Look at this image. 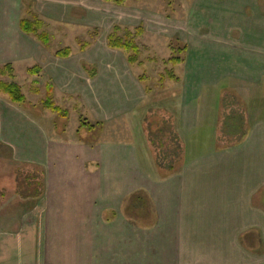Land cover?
<instances>
[{
	"label": "crops",
	"instance_id": "1",
	"mask_svg": "<svg viewBox=\"0 0 264 264\" xmlns=\"http://www.w3.org/2000/svg\"><path fill=\"white\" fill-rule=\"evenodd\" d=\"M23 1L0 0V67L11 65L13 78L38 67L39 73L29 76L33 84L38 77H47L45 89H52L53 101L79 100L100 132L111 123L121 125L109 140L101 132L100 140L90 146L66 145L55 130L42 128L29 110L0 97L1 141L15 155L22 152L24 162L41 167L45 181V193L34 200H39L38 207L31 214L37 223L0 238V264H264V106L260 103L264 102V0L263 4L250 0L257 5L250 26L238 8L224 17L241 29L242 38L250 39V50L234 51L220 43L216 52L204 49L191 54L179 99L182 107L175 108L186 152L198 142V154L187 157L169 175L157 171L143 130L142 140L135 138L137 101L128 92L109 89L118 74L100 79L91 61L65 63L74 58L72 50L69 58H59V51L51 52L49 44L23 33ZM70 1L83 7V0ZM57 4L60 0H35L34 9L44 17L45 7ZM206 5L212 6L210 14L216 17L218 8ZM71 13H62L64 21L74 18ZM84 64L96 69L94 78L87 76ZM231 79L250 81L257 90L260 115H252L249 133L240 144L225 149L206 146L218 118L216 123L208 122L210 109L199 105L208 102L204 94L209 89ZM217 105L218 99L213 110L219 112ZM197 116L203 124L189 141L185 131L196 127L191 120ZM66 149L72 152L67 154ZM135 193L138 211H133Z\"/></svg>",
	"mask_w": 264,
	"mask_h": 264
},
{
	"label": "rangeland",
	"instance_id": "2",
	"mask_svg": "<svg viewBox=\"0 0 264 264\" xmlns=\"http://www.w3.org/2000/svg\"><path fill=\"white\" fill-rule=\"evenodd\" d=\"M244 1L245 4L240 3V0H129L123 7H117L104 4L101 0H83V7L79 9L73 1L60 0V4H57L58 6L45 7L48 15L41 17L38 14V17L44 23V32L50 37L49 50L51 52L67 48L74 52V58L65 63L77 64L80 58H85V60L97 65L101 74L100 79L105 78L106 80L112 73L118 74L114 75L116 84L110 83L108 87L117 93L128 92L129 96L137 101L133 130L135 138L142 140L140 136L142 128L139 118L143 117L149 106H156V104L160 106L167 99L169 104L172 105L174 103V106L178 104V110L181 109L182 100L179 99L183 94V80L188 69V63L191 62L189 60L191 54H196L198 50H200L199 53L201 54L204 49H207L209 53H212V51L216 52L214 48L220 43L227 45L226 47L230 50L234 48V51L237 49L240 52L244 49L250 50V39L245 40L241 37L242 31L231 25L232 19L227 23L224 20L227 11L231 15L232 13H229V11L232 9L238 11V8L241 17L249 21V24L246 25L250 26L251 11L257 5L254 2L252 6L250 0ZM238 2L240 4L236 5ZM208 3L218 8L216 17L210 14L214 9L212 6H207L206 4ZM261 4H263L262 0ZM65 12L67 15L72 12L71 15L74 18L64 21L62 13ZM28 16L24 10L23 17ZM115 26L120 27L121 37L126 38V36L131 34L135 38L140 48L136 63H128L127 53L113 51L108 48L107 37L113 32ZM78 40L91 43L90 48L85 51L86 54L84 55H81V51L79 52L80 45ZM176 42L181 45L180 47H187L186 51L183 53L178 52ZM77 54H80L81 57ZM46 55L50 57L51 53L46 52ZM172 57H180L182 62L178 65L169 63ZM89 68L93 71L92 66H89ZM168 71H173L179 80L173 81L168 78ZM86 73L87 76L91 77L90 71H86ZM87 76L85 74L86 78H88ZM162 76H167L165 81H161ZM15 77H12L13 79L10 76L0 77V81L4 80L8 83L20 85L27 99L26 105L20 107L29 110L32 117L37 119L42 128L55 130L60 136L59 140L62 139L63 141L61 142L66 145L74 146L75 144L84 143L90 146L100 140L101 132L105 133L106 139L109 140L117 125H121L119 122L106 125L101 132H93L92 137L91 135L87 137L86 135L84 137L78 135L79 133L77 134V132L80 129L83 118L88 123L95 125L93 124L91 113L84 109L79 100L60 96L61 98L54 99V102L57 106L67 110L69 114V122L66 127L67 130H65L67 134L63 137L65 133L59 134L56 129L57 115L46 110L43 106V102L48 99L45 89L47 77H38L40 80L35 84H33V79L26 72H18ZM247 78H250V76L245 77L246 80ZM110 80L113 81L112 79ZM239 81L238 79H231L221 82L217 88L209 89L208 93L204 94L208 102L199 106L206 105L207 111L210 109L211 113L209 116L207 115L208 122L211 121L210 123H212L214 120V123H216L219 112H217V109L213 110V106L215 108L216 100L221 98V93L224 90L235 94L243 102L244 106L246 105L249 126L252 115H260L261 111L256 109L258 104L255 102L257 90L250 86V81H243V79L241 82ZM37 90L38 93H36ZM104 90L107 89L104 88ZM0 97L6 98L1 93ZM6 99L10 101L8 98ZM202 102H204V99ZM260 103L261 106H264L263 101H260ZM202 111H200L201 114ZM195 114L199 115V112L195 111ZM188 122H190L189 116ZM191 123L196 125V127L191 130L186 129L185 136L189 141L198 131L199 126L203 124L198 116L191 120ZM236 131L240 132V130ZM55 132H53L54 134L52 133V139L54 135H57ZM197 139L192 142H197ZM56 142L61 143L58 140ZM197 145L198 142L194 146L189 144L190 147H188L181 162H184L194 152L198 154ZM207 145L210 146L211 144L208 142V144L206 143ZM66 151L67 154L72 152L70 149H66ZM139 155L140 160L143 156ZM22 158V152H18V155H15L13 150L10 151V147L5 146V143L0 139V191H3L2 194H4L3 196H1L2 194L0 195V238H5L4 236L6 235L18 234L22 227L28 223H33L34 221L37 223L36 220L32 219L31 214H33L32 210L38 207L37 202L39 200L24 201L20 199L16 194V182L13 179H16L14 174L17 169L26 172L30 167L39 168V166L24 162L21 160ZM21 173L23 172H19L20 175ZM43 183L45 186L44 179ZM135 194H133L132 202L133 211H138L139 207L135 206V204L139 199L135 200V198L139 197V194Z\"/></svg>",
	"mask_w": 264,
	"mask_h": 264
},
{
	"label": "trees",
	"instance_id": "3",
	"mask_svg": "<svg viewBox=\"0 0 264 264\" xmlns=\"http://www.w3.org/2000/svg\"><path fill=\"white\" fill-rule=\"evenodd\" d=\"M129 0H102V2L117 7H123ZM25 13L28 17H23L20 22V28L26 35L37 38L43 44L50 43V37L44 32V23L38 17L35 11V0H24ZM140 32H142L140 30ZM80 51L85 52L91 46L87 41L78 40ZM178 52H185L187 47H180L176 42ZM107 46L112 50L123 51L128 55V63H136L140 54V48L136 43L135 38L129 34L126 38L120 36V27L115 26L113 32L107 37ZM174 50V49H173ZM71 49L67 48L56 53L59 58L67 59L71 56ZM182 62L180 57H172L169 63L178 65ZM84 69L90 71L91 77L97 75L96 69L89 68V65L84 64ZM39 73V68L29 70V74L34 75ZM168 78L173 81H178L179 78L173 71H168ZM14 76V70L11 65L0 67V77ZM167 76H162L161 81H165ZM142 81V79H140ZM144 80V79H143ZM0 93L5 95L11 103L25 106L27 103L23 89L16 83H8L4 80L0 81ZM38 93V90L36 91ZM48 99L43 102L46 110L57 115L58 121L56 129L59 134L65 133L69 122V114L60 106H57L52 98V89H47ZM246 106V105H245ZM237 96L228 90L221 93V98H218L219 116L216 125L212 128V133L209 142L217 149H225L231 146L240 144L248 135L250 126L247 116V108ZM174 103L171 105L166 99L160 106H149L141 118L143 136L149 146V154L153 158V162L157 171L162 174H172L176 172L183 164L182 159L186 153V147L177 131V110ZM99 125H92L86 120L81 121V126L78 131L79 135L85 136L86 133L98 132ZM236 130H240L237 132ZM88 131V132H87ZM100 132V131H99ZM87 137V136H86ZM92 137V136H91ZM28 168V167H27ZM21 173V175L19 174ZM16 194L22 200H37L43 197L45 186L43 183L44 174L40 168L30 167L26 172L17 169L15 171ZM14 176V177H15ZM15 182H13L15 184ZM3 191H0V195ZM2 194L1 196H3ZM136 199V198H135Z\"/></svg>",
	"mask_w": 264,
	"mask_h": 264
}]
</instances>
